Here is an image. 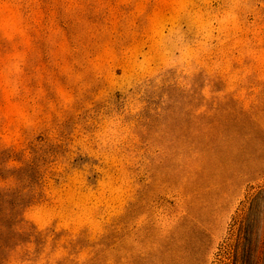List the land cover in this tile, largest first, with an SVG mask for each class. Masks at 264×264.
<instances>
[{
	"label": "rangeland",
	"instance_id": "rangeland-1",
	"mask_svg": "<svg viewBox=\"0 0 264 264\" xmlns=\"http://www.w3.org/2000/svg\"><path fill=\"white\" fill-rule=\"evenodd\" d=\"M0 264H264V0H0Z\"/></svg>",
	"mask_w": 264,
	"mask_h": 264
}]
</instances>
